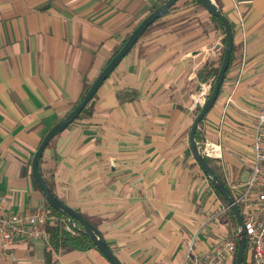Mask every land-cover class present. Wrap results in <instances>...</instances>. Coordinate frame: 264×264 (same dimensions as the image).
Here are the masks:
<instances>
[{
  "label": "crops",
  "instance_id": "1",
  "mask_svg": "<svg viewBox=\"0 0 264 264\" xmlns=\"http://www.w3.org/2000/svg\"><path fill=\"white\" fill-rule=\"evenodd\" d=\"M160 1L0 0V194L11 211L44 204L30 169L41 138ZM212 1L233 29L235 50L196 143L220 144L213 169L220 166L231 187L243 180L264 104V0ZM188 2L178 0L146 28L89 111L55 135L40 159L53 193L99 229L122 264H182L191 238L204 254L237 229L189 147L194 97L210 83L197 70L218 58L222 32L205 7ZM45 242L0 243V264H44ZM55 259L110 264L93 248Z\"/></svg>",
  "mask_w": 264,
  "mask_h": 264
},
{
  "label": "built area",
  "instance_id": "2",
  "mask_svg": "<svg viewBox=\"0 0 264 264\" xmlns=\"http://www.w3.org/2000/svg\"><path fill=\"white\" fill-rule=\"evenodd\" d=\"M210 89V83L201 84L200 90L194 97L196 106L200 107L203 104ZM198 147L205 157L220 161L222 148L219 143L206 139ZM251 148L247 179L232 184L229 188L242 217L249 247V262L264 264V104L259 107L254 120ZM227 209H230L228 204L221 211ZM52 221H54V215L51 207L42 204L30 211L13 212L6 206L0 194V243L4 247L19 238H45L44 225ZM67 230L76 233L77 224L68 221ZM238 230L237 226L228 238L218 241L204 254L195 252V237L191 238L182 264H231L235 257Z\"/></svg>",
  "mask_w": 264,
  "mask_h": 264
},
{
  "label": "water",
  "instance_id": "3",
  "mask_svg": "<svg viewBox=\"0 0 264 264\" xmlns=\"http://www.w3.org/2000/svg\"><path fill=\"white\" fill-rule=\"evenodd\" d=\"M177 1L178 0H165L163 3L159 4L150 13H148L144 18L140 20V22L131 30L128 37L118 49V51L110 57L107 63L102 67V69L98 72L95 78L91 81L90 85L88 86L86 92L84 93L80 101L65 116L55 122L46 131L31 157V175L36 184L38 185L47 204L53 209L62 213L64 216H66L69 222L76 223V221H78L80 224V228L77 227V230L85 232L88 235V237L93 241V243L97 247L98 251L103 255L105 259H107L110 264L122 263L119 258L113 253L111 248L107 245L99 229L89 220L84 218L79 211H77L71 205L65 203L53 193L39 169V158L42 156L43 151L47 147L49 141L55 135L65 129L75 118L78 117L84 106L90 101V99L96 93L100 85L105 81V79L120 62V60L136 43V41L146 30V28H148L149 25H151V23L154 22L157 18L167 13L171 5H173ZM198 2L203 7H205L211 15L217 17L221 21L224 30V45L222 61L219 70L213 80V85L211 86L210 92L206 97L205 101L199 107L197 113L195 114L192 124L190 126L189 147L192 156L197 162L199 168L206 175L209 181L213 184L214 188L223 196L236 219V223L239 230L234 264H242L243 253L246 247V237L238 205L235 203L230 188L222 181V179L218 176L213 167H211V165L206 160V157L202 155L197 143L195 142V132L198 127V124L215 103L221 85L223 83L225 73L230 61L231 49L233 46V34L231 30V25L226 15L217 8V6L212 0H198Z\"/></svg>",
  "mask_w": 264,
  "mask_h": 264
},
{
  "label": "trees",
  "instance_id": "4",
  "mask_svg": "<svg viewBox=\"0 0 264 264\" xmlns=\"http://www.w3.org/2000/svg\"><path fill=\"white\" fill-rule=\"evenodd\" d=\"M164 1L165 0H162L159 4L163 3ZM193 1L197 2L198 4H200L198 2V0H193ZM174 5H175V3L173 5H171V7H173ZM210 16L213 19H215L219 23V27L223 29V25H222L221 21L217 17H215V16H213L211 14H210ZM231 30H232V34H233L232 27H231ZM128 35H129V33H128ZM128 35L125 37V39L121 43H119L116 46V48L113 50L112 55H114L118 51V49L124 43V41L126 40ZM223 40H224V38H223ZM234 50L235 49H234V43H233L228 67L230 66L231 61L233 59ZM222 55H223V47L221 48L220 54H219L217 59L212 60V61L211 60L206 61L197 70V78H198L199 81H212L213 82V80H214V78H215V76H216V74H217V72L219 70L220 64H221ZM226 72H227V70H226ZM89 85H90V83H87L85 85V87L83 89V92L81 93L78 102L80 101V99L82 98L84 93L86 92V90H87ZM95 94L90 99V101L84 106V108L82 109L80 114L83 113L84 111H86L87 109L88 110L90 109V104H91L93 98L95 97ZM198 109H199V107H196L195 113H197ZM196 140L197 141L200 140V135H199L198 130H196V132H195V142H196ZM50 142H51V140L49 141L47 146L50 144ZM41 157L39 158V163H40ZM206 160L211 165V167H214V165L212 164V159L211 158L206 157ZM39 169H40V167H39ZM218 176L220 177L219 174H218ZM222 181L226 184V182L223 179H222ZM211 185L214 188L212 183H211ZM37 187H38V185H37ZM214 190L222 199H224L223 196L215 188H214ZM44 204L46 206H49L47 204V202L45 201V199H44ZM51 209H52V213L54 215V221L52 223H48L47 222L44 225L45 232H46V237H45L46 242H45V246H44V249H43L44 264H56L55 255L57 253L61 252V251H67V250H80V251H83V250H87V249H90V248H93L96 251H98V249L95 246V244L93 243V241L88 237V235L85 232H81L79 230L76 233L69 232L67 230V225H68L67 217L64 216L62 213H60L59 211L53 209L52 207H51ZM231 214H232V219H233L234 223H236V219H235V217H234L232 212H231ZM76 224H77V227L80 228V224H79L78 221H76ZM248 250H249V247H248V244L246 242V247H245V250H244V253H243L242 264H250L249 257H248Z\"/></svg>",
  "mask_w": 264,
  "mask_h": 264
},
{
  "label": "rangeland",
  "instance_id": "5",
  "mask_svg": "<svg viewBox=\"0 0 264 264\" xmlns=\"http://www.w3.org/2000/svg\"><path fill=\"white\" fill-rule=\"evenodd\" d=\"M188 1H189V0H187V3H189ZM160 2H161V1H160ZM176 3H177V2H176ZM209 17L211 18L212 21H214V23H215L216 26L218 25L217 27H218V28L221 30V32H222V42H221V48H222L223 45H224V40H223V38H224V30H223L222 28L219 27V23H218L215 19H213V18L210 16V14H209ZM220 50H221V49H220ZM208 82H210L211 86L213 85V84H212V83H213L212 81H208ZM197 107H199V106H197ZM87 111H89V110L87 109V110L84 111L83 113L79 114V116L85 115ZM79 116H78V117H79ZM78 117H77V118H78ZM61 118H62V117H61ZM77 118H75L74 120H76ZM74 120H73V121H74ZM71 123H72V122H71ZM71 123H70V124H71ZM52 139H53V138H52ZM51 141H52V140H51ZM200 141H201V140H200ZM202 142H203V141H202ZM249 161H250V157H248V156H247V157H244V158L242 159V162L245 163V165H246V166H245V167H246V168H245V172H244L243 175H242L243 180H246L247 177H248V174H249V167H248V165H249V164H248ZM214 162H216V161L214 160ZM216 163H217V162H216ZM217 164H220L219 161H218ZM215 165H216V164H215ZM216 166H217V168L219 169V173L221 174L222 171H221L220 166H218V165H216ZM213 168H214V167H213ZM227 168H228V167H227ZM246 170H247V171H246ZM219 173H218V174H219ZM222 174H223V173H222ZM231 264H234V261H232Z\"/></svg>",
  "mask_w": 264,
  "mask_h": 264
}]
</instances>
